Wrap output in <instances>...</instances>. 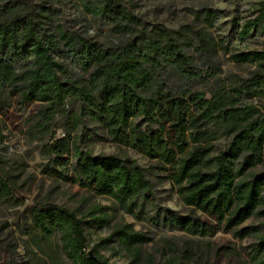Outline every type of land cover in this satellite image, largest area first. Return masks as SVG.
<instances>
[{
    "label": "trees",
    "instance_id": "trees-1",
    "mask_svg": "<svg viewBox=\"0 0 264 264\" xmlns=\"http://www.w3.org/2000/svg\"><path fill=\"white\" fill-rule=\"evenodd\" d=\"M76 2L87 15L108 23L117 42L104 46L70 33L54 25L52 9H38L31 0H0V94L6 92L23 109L34 107L27 135L42 142L43 173L171 233L205 238L222 231L239 240L253 238L247 263L264 264V224L244 226L249 219H264V102L252 101L264 100V48L232 56L235 63L253 67L248 78H221L208 65L217 47L208 33L148 27L122 0ZM200 17L204 29L213 28L214 12L203 10ZM258 29L264 31V6L245 24L240 40ZM65 58L78 65L80 75L71 74ZM198 61L207 66L204 72ZM166 70L197 82L196 87H169ZM86 123L150 166L144 169L126 154L94 155L82 148L89 137L78 132ZM155 173L165 175L187 208L185 215L155 204L147 177ZM23 202L11 178L0 174V204ZM107 211L93 206L79 216L36 203L23 228L31 257L17 263L0 250V264H109L100 254L106 249L125 255L129 264H155L152 255L141 253L151 238L123 221L88 250L86 228L110 227ZM169 248L172 257L163 264H183L188 258L186 250L172 243Z\"/></svg>",
    "mask_w": 264,
    "mask_h": 264
},
{
    "label": "rangeland",
    "instance_id": "rangeland-1",
    "mask_svg": "<svg viewBox=\"0 0 264 264\" xmlns=\"http://www.w3.org/2000/svg\"><path fill=\"white\" fill-rule=\"evenodd\" d=\"M36 8H50L54 11V25L59 24L66 31L78 34L100 45L117 42V37L111 33V26L83 12L76 0H31ZM127 11L138 18L144 25L160 26L169 30H179L183 27L209 34L217 45L211 52L210 63L217 76L226 78L237 76L248 78L253 71L247 63H235L233 55L261 51L264 48V31L252 30L240 40V33L248 22H253L261 13L264 0H122ZM203 10L214 12L216 20L213 28L206 30L200 21ZM73 76L81 74L76 63L65 58ZM198 68L204 72L206 65L198 61ZM164 82L171 88L180 86L196 87L197 82H185L175 74L164 71ZM210 81L208 84H211ZM206 84V83H201ZM209 85L205 90L209 89ZM255 105L264 100L252 99ZM34 107L21 108L8 100L7 93L0 94V174L11 178L15 195L23 199V204H0V250L16 258L17 263L28 262L30 253L26 244L28 239L23 235V228L29 221V208L36 203L48 202L63 208L73 210L83 216L93 206L108 209L112 216L110 227L96 229L86 228L88 250L97 245L101 239L110 234L111 226L123 221L132 225L133 229L151 238V242L141 248L142 255L150 254L155 264H163L172 257L170 244L176 250H186L188 258L183 264H241L247 263V251L255 241L253 238L242 240L231 234L218 231L212 237H190L181 233H171L166 228L155 225L148 220L137 221L117 209L110 200L94 196L79 186L60 183L43 173L47 161L41 154L42 142H32L27 135V118ZM84 139L82 148L90 150L94 155H128L144 169L150 163L138 153L120 147L105 135L95 125L86 123L78 132ZM57 137H62L57 132ZM224 145L220 141L219 147ZM152 183V193L157 206L185 215L187 208L175 194L165 175L147 174ZM150 217L155 211H150ZM202 220L207 221L205 216ZM264 219L252 218L244 226H260ZM17 246V249L15 247ZM110 248V247H108ZM29 250H33L29 248ZM14 252V253H13ZM100 254L109 264H129L125 255H115L110 249L100 250ZM238 255L239 257H237ZM29 256V257H28ZM63 264V263H59Z\"/></svg>",
    "mask_w": 264,
    "mask_h": 264
}]
</instances>
